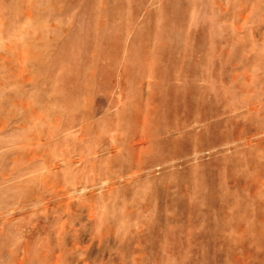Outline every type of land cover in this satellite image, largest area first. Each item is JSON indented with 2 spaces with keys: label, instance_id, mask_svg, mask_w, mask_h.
I'll list each match as a JSON object with an SVG mask.
<instances>
[{
  "label": "rangeland",
  "instance_id": "obj_1",
  "mask_svg": "<svg viewBox=\"0 0 264 264\" xmlns=\"http://www.w3.org/2000/svg\"><path fill=\"white\" fill-rule=\"evenodd\" d=\"M0 264H264V0H0Z\"/></svg>",
  "mask_w": 264,
  "mask_h": 264
}]
</instances>
